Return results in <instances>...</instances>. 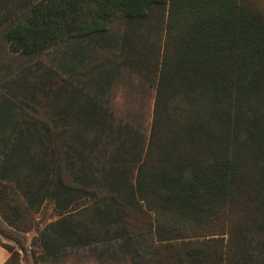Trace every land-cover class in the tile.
<instances>
[{
    "label": "trees",
    "instance_id": "obj_1",
    "mask_svg": "<svg viewBox=\"0 0 264 264\" xmlns=\"http://www.w3.org/2000/svg\"><path fill=\"white\" fill-rule=\"evenodd\" d=\"M115 20L125 26L117 66L157 75L147 138L115 127L100 100L115 76L92 63L106 60ZM4 25L13 54L36 57L69 40L91 50L79 48L55 74L48 117L36 107L44 83H15L0 100V236L23 251L35 231L44 258L87 247L99 235L82 233L73 214L98 187L112 206L97 212L102 226L139 207L158 243L197 242L195 264H264V13L253 0H0ZM156 26L158 47L141 35ZM104 138L117 147L95 161ZM46 200L57 218L37 228L33 213ZM0 246L4 264H20L16 247Z\"/></svg>",
    "mask_w": 264,
    "mask_h": 264
},
{
    "label": "rangeland",
    "instance_id": "obj_2",
    "mask_svg": "<svg viewBox=\"0 0 264 264\" xmlns=\"http://www.w3.org/2000/svg\"><path fill=\"white\" fill-rule=\"evenodd\" d=\"M253 2L264 13V0H253ZM6 30L7 25L0 28V100L7 94L8 87L15 88V83L23 82L27 85L44 83L47 93L37 94L36 107L40 115L48 117L51 114V107L56 104L54 93L58 84L54 78L55 74L60 71L68 57L79 48H84V55H87L91 48L84 42L69 40L39 56H22L9 51ZM124 31L125 26L122 21H113L107 37L110 44L103 51L106 60L102 61L98 58L92 64L103 62L104 67L115 76L106 93L100 96V100L113 112L112 124L117 127L128 123L147 138L151 126L157 75L154 68H148L146 65L135 69L123 65L117 66L118 53L114 46L120 42ZM141 35L148 37L150 45L158 47L162 44L164 33L156 26L155 32L149 34L147 29H142ZM151 62H154L153 58ZM84 71L92 76L96 75L91 64ZM87 90L92 94L96 92L93 83L87 85ZM113 144L109 139L104 138L99 151L93 154V160L102 162L109 153L113 154L118 143ZM105 196L107 192L97 187L96 195L82 199L78 203L76 213L73 214V221L79 224L82 233H85L86 228H92L93 234L99 235L87 247L68 248L59 258H44L40 254L39 247L34 245L35 231L25 235L27 241L23 251H20L14 242L2 236L0 241L17 248L20 264H195L188 250L196 246L197 242L158 243L153 232L152 216L139 207L125 206L123 221L119 224L100 225L96 220L97 212L112 210ZM56 215L53 203L46 200L40 210L33 213L36 227L42 228L55 221ZM120 228L124 229V236L115 239L114 233ZM209 264L215 263L209 262Z\"/></svg>",
    "mask_w": 264,
    "mask_h": 264
},
{
    "label": "crops",
    "instance_id": "obj_3",
    "mask_svg": "<svg viewBox=\"0 0 264 264\" xmlns=\"http://www.w3.org/2000/svg\"><path fill=\"white\" fill-rule=\"evenodd\" d=\"M2 250H4L6 253L2 252ZM9 256L10 254L0 246V264H4L8 260Z\"/></svg>",
    "mask_w": 264,
    "mask_h": 264
}]
</instances>
